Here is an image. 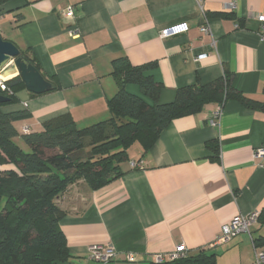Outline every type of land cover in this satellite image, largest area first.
<instances>
[{
  "label": "crops",
  "instance_id": "1",
  "mask_svg": "<svg viewBox=\"0 0 264 264\" xmlns=\"http://www.w3.org/2000/svg\"><path fill=\"white\" fill-rule=\"evenodd\" d=\"M231 1L10 0L0 7V34L32 51L59 87L36 95L21 88L18 102L1 110L31 113L17 123L20 134L27 133L25 126L41 131L47 121L66 114L78 128L106 120L108 102L119 88L113 60L123 56L133 65L156 63L154 78L163 84L160 103L172 102L181 87L222 77L226 68L236 89L264 103V39L257 18L264 0H235V8ZM69 5L74 22L62 14ZM180 21L189 23L186 33L159 36L163 27ZM71 28L80 35L71 36ZM127 88L139 93L135 84ZM15 141L28 149L20 136ZM210 141L219 142V160L207 146ZM263 146L264 107L233 99L173 120L150 146L135 141L120 176L95 190L80 181L58 201L66 210L60 227L72 263L159 264L155 255L183 244L190 255L215 254L216 264H254L256 249H264L254 241L264 236L261 221L251 233L212 244L223 224L264 209V165H259L264 159L253 157ZM93 245H113L117 254L109 262L92 260ZM128 252L134 262L126 259Z\"/></svg>",
  "mask_w": 264,
  "mask_h": 264
},
{
  "label": "trees",
  "instance_id": "2",
  "mask_svg": "<svg viewBox=\"0 0 264 264\" xmlns=\"http://www.w3.org/2000/svg\"><path fill=\"white\" fill-rule=\"evenodd\" d=\"M8 1L0 0V7ZM21 52L41 71L32 51ZM155 68V62L133 65L126 56L118 57L113 60V74L119 88L108 102V119L78 128L66 114L47 121L41 131L23 134L17 123L31 113L1 108L17 103L16 92L25 85L20 75L7 80L14 94L0 89L10 97L0 104V264H73L60 227L66 210L58 204L69 187L80 181L91 190L108 184L123 173L121 163L135 141L152 145L170 122L199 113L210 103L223 106L233 99L246 107H264L233 86V73L227 68L222 77L181 87L172 102L160 103L163 84L154 78ZM129 84L137 85L139 93L131 92ZM18 136L28 150L15 141ZM207 146L219 160V142ZM258 221L264 223V209ZM254 241L262 246L264 236ZM169 264H216V256L201 250Z\"/></svg>",
  "mask_w": 264,
  "mask_h": 264
},
{
  "label": "built area",
  "instance_id": "3",
  "mask_svg": "<svg viewBox=\"0 0 264 264\" xmlns=\"http://www.w3.org/2000/svg\"><path fill=\"white\" fill-rule=\"evenodd\" d=\"M231 8H235V0L229 2ZM62 14L64 18L68 22H74L76 18L75 10L72 5L67 6L63 11ZM258 20L261 23V30L260 36L264 39V13H260L257 15ZM190 26L189 23L186 21L176 22L170 25L163 27L160 32L159 36L163 39L184 34L189 30ZM202 30L207 32L209 30V26L204 24ZM69 33L73 37H77L80 35V32L77 28H71ZM13 63V61H12ZM11 64V63H10ZM9 64V65H10ZM3 70H0V89L2 91H7L8 94H14V92L8 89L7 80L9 79L7 76L2 74ZM221 114V109L214 113L213 121L218 119ZM29 127H23V132H28ZM253 157L255 160L264 159V146L255 149ZM260 166H263L264 163L260 162ZM133 167H138L139 164L135 161L132 162ZM260 212L253 211L249 214H239L235 216L229 223H225L222 225V229L220 234L217 236L216 240L212 244L218 245L222 243L229 242L233 237L238 235L239 233L246 232L251 233V227L258 221ZM90 259L96 260L98 262H109L111 261L117 254V250L113 247V245H93L90 247ZM190 255V250L183 244L179 245L174 251L170 253H158L155 255V262L162 264L171 262L178 259L186 258ZM126 259L130 262L135 261V256L132 252H128L126 254ZM254 264H264V249H256V257Z\"/></svg>",
  "mask_w": 264,
  "mask_h": 264
},
{
  "label": "water",
  "instance_id": "4",
  "mask_svg": "<svg viewBox=\"0 0 264 264\" xmlns=\"http://www.w3.org/2000/svg\"><path fill=\"white\" fill-rule=\"evenodd\" d=\"M13 63L9 65L11 62ZM0 70L4 76L20 75L28 91L42 94L56 88L33 64L31 58L22 54L20 47L0 34ZM10 101V97L0 93V104Z\"/></svg>",
  "mask_w": 264,
  "mask_h": 264
},
{
  "label": "bare ground",
  "instance_id": "5",
  "mask_svg": "<svg viewBox=\"0 0 264 264\" xmlns=\"http://www.w3.org/2000/svg\"><path fill=\"white\" fill-rule=\"evenodd\" d=\"M11 64H12V62H11ZM11 64H10V65H11Z\"/></svg>",
  "mask_w": 264,
  "mask_h": 264
},
{
  "label": "rangeland",
  "instance_id": "6",
  "mask_svg": "<svg viewBox=\"0 0 264 264\" xmlns=\"http://www.w3.org/2000/svg\"><path fill=\"white\" fill-rule=\"evenodd\" d=\"M25 150H28V149H25Z\"/></svg>",
  "mask_w": 264,
  "mask_h": 264
}]
</instances>
